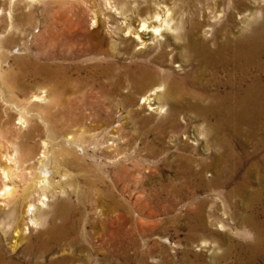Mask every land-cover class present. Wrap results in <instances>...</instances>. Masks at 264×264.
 I'll return each mask as SVG.
<instances>
[{
  "label": "bare ground",
  "instance_id": "6f19581e",
  "mask_svg": "<svg viewBox=\"0 0 264 264\" xmlns=\"http://www.w3.org/2000/svg\"><path fill=\"white\" fill-rule=\"evenodd\" d=\"M20 1L2 0L0 5L4 12L10 4L6 14L11 20L9 27L6 25L7 34H0V140L2 126L13 118L8 107L17 108L15 96L24 85L21 75H44L53 82V93L60 96L85 84L75 79L77 84L72 85L69 61L73 54L89 55L92 76L103 78L99 82L101 92L111 106L130 80L144 93L143 102L151 109L167 111V127L158 133L161 138L170 131H179L182 114L206 124V144L213 147L210 156L179 155V174L185 184L174 185L172 190L181 194L188 189L217 187L224 194L225 208L219 213L201 197L196 207L188 206L181 218L166 220L177 224L179 218H184L185 237L179 242L186 244L181 258L162 244H171V240L161 235L155 225L140 227L148 240L142 246L131 207L106 191L101 190L97 198L102 203L110 199L105 216L100 213L87 221L75 200L83 202L88 194L66 189L62 180L60 185L54 183V173L61 172L62 163L56 160L61 153L53 148L50 137L54 135L60 142L62 139L55 136L58 132L54 134L50 119L42 111L38 118H32L41 124L31 119L30 125L29 115L36 113L19 108L18 117L26 131L10 148L0 149V171L5 175L0 186V264H152L150 258L153 264H264V137L255 141L264 134L263 1L207 0L201 9L186 12L164 3L166 0H146L148 5L145 0L142 5L134 0L133 7L127 9L123 7L125 2L118 7L106 0V7L111 5L117 13L127 15L132 9L138 15H129L121 22L116 15L111 16L113 12L110 16L98 13L96 23L104 33L99 28H85L83 18L72 16L82 12L79 3H61L54 7L45 25L50 32V49L43 61L14 57L21 67L30 63L32 67L19 72V77L15 73L7 76L3 62L11 52L5 47L16 40L13 9ZM25 1L31 8L26 18L31 20L35 0ZM45 17L48 20V15ZM174 61H178L176 66L182 72H163L160 68ZM5 76L10 84L5 82ZM126 100L132 102L135 97L130 93ZM37 136L39 144L34 139ZM65 139L70 147L84 144L73 137ZM150 148L152 155L158 154L156 148ZM206 170L215 173L209 180L204 177ZM126 173L132 177L130 170ZM94 202L90 204L94 206ZM175 204H170L171 211ZM228 220L234 222L236 235L224 229ZM160 222L165 221L157 220L155 224ZM177 229L182 228L177 225ZM154 234L157 237L150 238ZM200 242L211 244L208 257L191 247Z\"/></svg>",
  "mask_w": 264,
  "mask_h": 264
},
{
  "label": "rangeland",
  "instance_id": "374dc122",
  "mask_svg": "<svg viewBox=\"0 0 264 264\" xmlns=\"http://www.w3.org/2000/svg\"><path fill=\"white\" fill-rule=\"evenodd\" d=\"M1 1L0 5H2ZM112 1L118 7L122 6L121 3L125 2L126 4L123 6L125 9L130 6L133 7L134 4V0ZM138 1L140 4H144V0ZM155 1L161 0H151V2ZM206 1L166 0L164 3L174 5L176 9L179 8L188 12L191 10L195 11L197 7L201 9ZM262 1L264 2V0ZM34 2L35 5L32 6L33 16L31 20L29 19L30 21L26 17L31 8L25 0H21L13 9V20L14 23L16 22V40L5 47L11 52V56L3 62V69L6 71L5 75L9 73L12 76L15 73L14 75L19 77V72L32 67L31 63L27 65L23 64L21 67L20 64L15 63L14 57H25L30 59V61L40 59L43 61L44 58L42 57L50 49V32L47 29L45 30V25L51 19L50 13L61 3H79L82 6V12H78L79 16L72 13V16L74 18L79 17V19L83 18L81 21L84 23L83 26H86L85 28L89 30L99 28L101 33L105 31L96 23L99 16L98 13L110 16L113 12L111 16H118L114 17L120 19L121 22L127 20L131 15L132 17H137L138 15L137 10L132 9L131 11L128 9L127 15L117 13L111 5H109V8L106 7V0H35ZM54 2L58 4L56 5ZM144 2L147 4L146 0ZM263 2H261V5H264ZM9 6L10 4L6 5L4 12L0 9V20L2 19L0 22L1 36L2 34H7L6 31H8L11 23L9 16L6 14L9 12ZM3 15H6L8 18ZM46 15H48V20L45 17ZM37 24L38 26L35 29ZM18 26L21 27L22 31L18 29ZM114 39L118 38L114 37ZM73 55L69 61L72 65V69L69 70V75L73 78L72 85L77 84L75 79H81L85 83L73 92L58 96L56 93H53V82L45 78L44 75H21L20 81L24 85L19 87L18 95L15 96L17 100L15 107L17 108L8 107V113L13 115V118L9 123L4 125V128L2 126L3 130L1 128L2 139L0 140V149L2 147L4 150L10 148L12 142L18 139L20 141L22 139L21 135L26 131L25 124H22V121L18 117L17 109H25L26 107L33 113H36L33 116L29 115V118L31 117L29 121L30 125L33 124L31 119L34 117L38 118V112L42 111L45 117L47 116L50 119L49 125L51 129L53 128L54 134L58 132L55 136H59L58 138L62 139L60 142H57L53 138L54 135L50 137L53 148L61 153V156L56 158V160L58 164L62 163L61 172L54 173V183L60 185L59 181L62 180L66 189H71V191L78 189L88 194V197L83 202L75 200L80 209L84 211L87 221L92 220L100 213L105 216L110 207L108 205L110 199H105L107 202L102 203L97 198H99L102 191H106L116 196L121 200V203L131 207V215L134 218L135 226L139 229L137 239L141 242L142 246L148 240L143 236L140 227L155 225L159 227H157V231L161 235L169 237L171 240V244L166 243L167 241L162 244L168 245L170 251L176 257L181 258V249L185 248L186 243H180L179 240L185 237L186 229L183 226L184 218H180L182 214L186 213L187 207H196L197 199L202 197L207 199L210 202L209 204H212L213 208H216L219 213L225 208L222 204L224 194H220L219 191L221 189L217 187L199 188L198 190L196 188L188 189L181 194L179 191L172 190L174 185L180 187L183 183L185 184V179H181L179 174V155L190 154L194 157L210 156L213 147L206 144V138L209 136L207 131L203 129L206 128L204 127L206 124H202L201 120L189 114H182L179 115L181 117L180 125H182L178 129L179 131H170L164 138H161L158 133L161 128L167 127V124L164 122L167 117V111L159 112L151 109L147 102H143L142 96L144 93L138 88L133 87L130 80L126 82L123 91L116 94L115 104L111 106L101 92L99 82L103 78L94 79L95 77L92 76L91 57L89 55ZM177 62L174 61L170 65H160V68L163 72H172V69H179L178 71L182 72L183 70L180 69V66H176ZM78 64L82 65L80 70L77 69ZM7 76L4 79L8 84L9 79L6 78ZM150 86L151 84L148 87ZM130 93L135 97V100L132 102L126 100L127 94ZM35 95H39L40 97L37 99ZM36 118L32 119V121L41 124L40 120ZM21 126H23L22 129ZM66 136L69 138L73 137L80 144H84L81 145L82 147L77 145L70 147L65 139ZM263 137L264 134L262 133L255 141ZM34 139L38 144L41 142L39 136ZM150 146L158 150L157 155L150 153ZM127 170L132 172L131 178H128ZM214 170H206L204 172L206 180L213 177L215 174L213 173ZM0 173H2V175L0 174L1 186L5 175L1 171ZM78 182L80 186L77 187ZM18 188L21 189V184ZM93 200H95L94 206L90 204ZM172 201L176 203L174 211H171L169 207ZM185 202H188V204L185 205ZM155 207L159 209L154 210ZM123 208L124 206L118 210L122 211L121 209ZM227 208H229L228 204ZM173 216L180 217L177 224L166 222L169 217L172 218ZM157 220L165 222H160L156 225L155 221ZM233 223L229 220L226 221V228L228 230L224 229L235 234L236 229H233ZM177 225L182 229L178 230ZM163 227H166V230H162ZM214 227L218 228L216 225ZM156 234L150 238L157 237ZM203 244L200 242L196 245H190L195 252L203 251L207 253L206 256L208 257L211 253L209 249L211 244H208L209 246L205 244L203 246ZM199 246L201 249H198ZM149 262L153 264L151 258Z\"/></svg>",
  "mask_w": 264,
  "mask_h": 264
}]
</instances>
